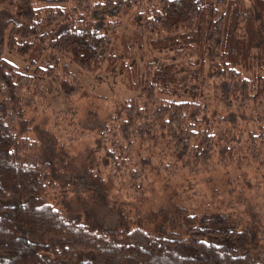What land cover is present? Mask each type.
<instances>
[{
  "label": "trees",
  "instance_id": "obj_1",
  "mask_svg": "<svg viewBox=\"0 0 264 264\" xmlns=\"http://www.w3.org/2000/svg\"><path fill=\"white\" fill-rule=\"evenodd\" d=\"M73 67L140 92L79 118ZM252 163L264 0H0V264H264L260 208H142L153 173Z\"/></svg>",
  "mask_w": 264,
  "mask_h": 264
},
{
  "label": "rangeland",
  "instance_id": "obj_2",
  "mask_svg": "<svg viewBox=\"0 0 264 264\" xmlns=\"http://www.w3.org/2000/svg\"><path fill=\"white\" fill-rule=\"evenodd\" d=\"M4 55L19 65L25 64V60L18 54L6 50ZM73 69L89 92L88 96L78 99L79 118H86L90 110L96 111L100 117L106 116L107 108L114 100L127 99L140 92L138 85L131 88L124 85L117 69L105 72L104 68H100L96 74L79 71L77 67H73ZM51 101L56 109L67 107L63 94L56 89L51 93ZM89 141H91V136L86 134L76 145H73V148L75 150L84 148ZM184 173L171 180L162 173L157 176L153 173L152 190L148 193L142 207L144 212L166 202L169 194L174 192V199L182 204H187L191 211L194 210L193 212L201 213L208 207L212 209L222 205L224 208L226 203L231 205L235 213L249 209L250 206L260 208L258 215L263 218L264 223L263 164L252 163L239 168L231 165H219L198 175ZM189 184L191 187L188 186ZM189 189L193 192L191 200L187 198L190 196L187 194ZM174 199L172 200L174 201Z\"/></svg>",
  "mask_w": 264,
  "mask_h": 264
}]
</instances>
